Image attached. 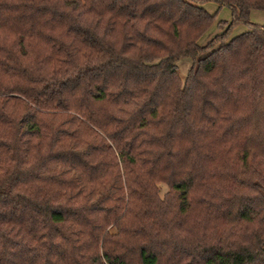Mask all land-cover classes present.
<instances>
[{
  "label": "trees",
  "instance_id": "1",
  "mask_svg": "<svg viewBox=\"0 0 264 264\" xmlns=\"http://www.w3.org/2000/svg\"><path fill=\"white\" fill-rule=\"evenodd\" d=\"M208 2L230 21L197 44ZM251 11L264 0H0V264H264Z\"/></svg>",
  "mask_w": 264,
  "mask_h": 264
},
{
  "label": "rangeland",
  "instance_id": "2",
  "mask_svg": "<svg viewBox=\"0 0 264 264\" xmlns=\"http://www.w3.org/2000/svg\"><path fill=\"white\" fill-rule=\"evenodd\" d=\"M201 7L209 14L214 15V20L211 24V26L208 28V30L202 35L199 40L197 41V44H200L201 42H204L210 37H213L217 33L216 24L218 22H226L229 23L230 21V11L225 8L221 7L218 9L217 5L211 2L204 3L201 5ZM248 21L254 25L262 26L264 27V12L260 11H251L249 13ZM246 31V28L244 25L239 24L235 27H233L228 34V39L235 37L243 32ZM175 66L177 69V74L180 79H183L187 70L191 66V60L188 57H183L178 59L175 62ZM160 188V196L166 191V188L163 185H158Z\"/></svg>",
  "mask_w": 264,
  "mask_h": 264
}]
</instances>
